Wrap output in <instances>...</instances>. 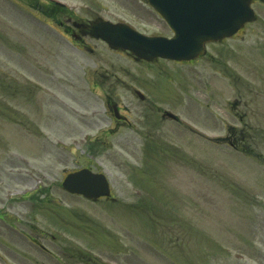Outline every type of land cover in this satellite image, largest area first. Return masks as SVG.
<instances>
[{
    "label": "rangeland",
    "instance_id": "1",
    "mask_svg": "<svg viewBox=\"0 0 264 264\" xmlns=\"http://www.w3.org/2000/svg\"><path fill=\"white\" fill-rule=\"evenodd\" d=\"M47 1L0 0V264H264V4L193 65H151L62 36H171L145 0ZM83 168L114 200L63 189Z\"/></svg>",
    "mask_w": 264,
    "mask_h": 264
},
{
    "label": "water",
    "instance_id": "2",
    "mask_svg": "<svg viewBox=\"0 0 264 264\" xmlns=\"http://www.w3.org/2000/svg\"><path fill=\"white\" fill-rule=\"evenodd\" d=\"M175 33L171 40L149 38L125 25L100 22L93 26L96 37L113 49L131 51L138 59L153 61L158 57L192 61L205 52V43L235 35L246 23L254 22L252 0H148ZM64 189L73 195L97 200L109 197L105 175L85 169L68 175Z\"/></svg>",
    "mask_w": 264,
    "mask_h": 264
},
{
    "label": "flooded vegetation",
    "instance_id": "3",
    "mask_svg": "<svg viewBox=\"0 0 264 264\" xmlns=\"http://www.w3.org/2000/svg\"><path fill=\"white\" fill-rule=\"evenodd\" d=\"M121 122H122V123H126L125 120H123V121H118V122L116 121V127H117V128H120V127H118L117 125H119Z\"/></svg>",
    "mask_w": 264,
    "mask_h": 264
}]
</instances>
